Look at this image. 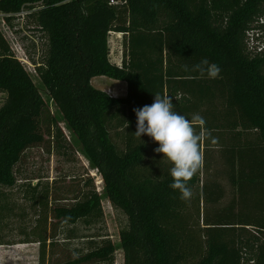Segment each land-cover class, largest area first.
<instances>
[{"label": "trees", "instance_id": "obj_1", "mask_svg": "<svg viewBox=\"0 0 264 264\" xmlns=\"http://www.w3.org/2000/svg\"><path fill=\"white\" fill-rule=\"evenodd\" d=\"M110 1L0 0V13L11 26L14 15L27 8L35 28L47 36V54L35 72L100 174L106 198L127 216V226L119 232L123 264H264V51L250 54L245 46L247 31L264 29L258 24L264 0ZM110 32L124 38L120 65L109 59ZM204 58L220 67L218 78L193 70ZM96 76L124 81L126 94L112 96L93 87L90 80ZM0 92L5 94L0 187H12L27 149L45 141L42 121L53 145L60 144L63 134L58 116L50 113L1 29ZM155 93L172 97L174 110L187 118L197 113L204 118L238 189L237 201L204 213L199 234L189 226L187 201L169 186L170 167L143 169L151 151L145 138H151L133 135L134 109L151 105ZM115 119L125 125L122 150L109 134ZM197 183L194 176L188 186ZM212 187L202 186L209 205L221 198V190ZM75 198L70 205L55 206L51 218L75 224L102 216V194L95 189ZM38 202L46 209L44 197ZM47 241L43 229L23 241L38 243L36 264L50 260L55 241ZM115 249L106 238L68 264H113Z\"/></svg>", "mask_w": 264, "mask_h": 264}, {"label": "rangeland", "instance_id": "obj_2", "mask_svg": "<svg viewBox=\"0 0 264 264\" xmlns=\"http://www.w3.org/2000/svg\"><path fill=\"white\" fill-rule=\"evenodd\" d=\"M30 12L24 8L23 14L14 15L11 26L4 23V15L0 13V29L14 55L26 67L43 98L48 102L50 113L58 116L63 138L58 146L53 145V138L46 132L47 122L42 121L41 129L45 132V141L41 145L27 149L22 161L15 168L17 171L15 185L0 187V242L4 243L0 245V264H36L38 243H23V241L32 240L42 229L47 235L48 243L52 239L55 241L53 254L51 253L50 260L46 264H68L69 260L96 248L106 238H109L116 248L113 264H123L119 232L127 226V216L106 198L100 174L90 165L83 148L67 129L56 106L40 83L35 65L44 62L48 40L45 33L35 28L34 20L29 16ZM108 45L110 61L120 65L124 52L123 35L110 32ZM250 45L254 48L264 47V29L253 34L250 32L248 41L246 35L247 53ZM90 84L112 96L126 94L124 81L107 76L93 77ZM4 99L5 94L0 92V106ZM108 129L112 141L119 150H122L126 138L122 120L111 121ZM145 142L150 146L151 151L145 157L143 169L152 168L157 164L171 168V165L163 160V154L154 151L159 145L148 138H145ZM202 150L204 165L195 175L198 177V183L192 188V198L187 201V212L191 215L192 222L189 226L193 227L196 234H199L200 227L203 226L204 213H212V210L228 205L237 194L236 187L229 180L221 148L215 145H203ZM204 184H207L209 189H213L212 185H216L219 190L222 189V197L213 205L204 201L202 191ZM93 189L102 194L103 214L100 218L81 219L75 224H66L51 218L55 206L70 205L75 197ZM40 196L44 197L47 210L39 204ZM201 239L203 241V238Z\"/></svg>", "mask_w": 264, "mask_h": 264}, {"label": "clouds", "instance_id": "obj_3", "mask_svg": "<svg viewBox=\"0 0 264 264\" xmlns=\"http://www.w3.org/2000/svg\"><path fill=\"white\" fill-rule=\"evenodd\" d=\"M193 70L212 79L218 78L221 71L207 58L194 65ZM134 112L137 126L133 135L138 139L147 135L159 145L154 151L163 154V160L171 165L169 171L173 182L169 186L180 192L181 200H190L193 191L188 186L189 181L204 165L202 146L208 141L216 145L218 138L212 136L200 114H193L189 119L175 111L172 97L167 94L155 93L151 105L134 109Z\"/></svg>", "mask_w": 264, "mask_h": 264}, {"label": "built area", "instance_id": "obj_4", "mask_svg": "<svg viewBox=\"0 0 264 264\" xmlns=\"http://www.w3.org/2000/svg\"><path fill=\"white\" fill-rule=\"evenodd\" d=\"M111 3H117V1H114V0H111L110 1ZM22 11H23V9L19 12V13H17L16 15H21V14H23L22 13ZM25 14V13H24ZM258 24H262V25H264V17H262V18H260L259 20H258ZM250 32L253 34V33H257V32H259L257 29H251V30H249V31H247L246 32V35H247V41H248V37H249V34H250ZM254 47H252V45H250V47H248L247 49H248V51L251 53V54H253V53H258V52H263L264 51V47H262V46H257V47H255L254 49H253Z\"/></svg>", "mask_w": 264, "mask_h": 264}, {"label": "crops", "instance_id": "obj_5", "mask_svg": "<svg viewBox=\"0 0 264 264\" xmlns=\"http://www.w3.org/2000/svg\"><path fill=\"white\" fill-rule=\"evenodd\" d=\"M226 167H227V164H226ZM229 180H230V179H229ZM230 182H231V181H230ZM234 186H235V185H234ZM235 187H236V189H237V186H235ZM246 190H247V189H246ZM250 190H251V189H249L248 191H250ZM236 191H237V194H236V197L232 199L233 201H237V199H238V195H239V193H238V189H237ZM250 194H252V193H250ZM221 197H222V189H221ZM232 200H231V201H232ZM231 201H230V202H231Z\"/></svg>", "mask_w": 264, "mask_h": 264}]
</instances>
